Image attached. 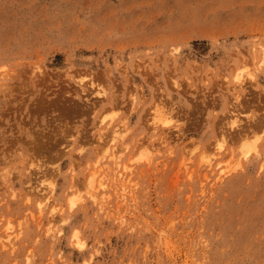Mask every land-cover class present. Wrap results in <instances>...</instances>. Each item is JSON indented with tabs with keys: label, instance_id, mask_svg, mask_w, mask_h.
<instances>
[{
	"label": "rangeland",
	"instance_id": "rangeland-1",
	"mask_svg": "<svg viewBox=\"0 0 264 264\" xmlns=\"http://www.w3.org/2000/svg\"><path fill=\"white\" fill-rule=\"evenodd\" d=\"M0 264H264V0H0Z\"/></svg>",
	"mask_w": 264,
	"mask_h": 264
},
{
	"label": "bare ground",
	"instance_id": "bare-ground-1",
	"mask_svg": "<svg viewBox=\"0 0 264 264\" xmlns=\"http://www.w3.org/2000/svg\"><path fill=\"white\" fill-rule=\"evenodd\" d=\"M221 148V146L220 145H218V149H220Z\"/></svg>",
	"mask_w": 264,
	"mask_h": 264
}]
</instances>
